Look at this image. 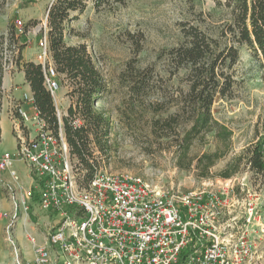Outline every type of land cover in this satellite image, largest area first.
Segmentation results:
<instances>
[{
    "label": "rangeland",
    "instance_id": "obj_1",
    "mask_svg": "<svg viewBox=\"0 0 264 264\" xmlns=\"http://www.w3.org/2000/svg\"><path fill=\"white\" fill-rule=\"evenodd\" d=\"M51 2L52 0H0V33L5 32L10 23L18 28L28 24L25 35L28 49L22 54L24 60L36 57L38 39L46 33L47 9ZM224 2L225 0H112L109 6L100 10H95L89 3L82 13L72 14L74 18L70 22L65 42L70 45L84 43L87 46V51L106 84L103 92L93 101V109L107 117L109 129L104 152L91 146L97 165L109 172H126L153 185L181 192L194 190L203 184L217 185L220 181L233 180L234 192L239 200L249 190L255 196V203L259 202L258 213L247 225L256 239L261 259L264 260V174L254 175L244 166V162L230 178L219 174L244 148L264 136V67L253 58L251 51L246 46L240 48L233 72L235 84L232 94L229 97H218L213 104V115L231 131V140L228 152L211 167L208 177L200 176L202 167L197 166V158L203 153L216 150L218 143L213 134L207 135L204 144L194 142L188 157L185 161H180L175 136L159 139L156 136L159 131L154 134L151 128L153 119L165 118L175 111L176 106L171 105L167 111L164 110L171 101L170 96H176L180 89H187L185 72L171 75L172 68L165 55L168 49L180 41L181 23L198 22L201 27L211 28L222 25L229 19ZM17 21L21 22L20 27ZM6 55L9 57V52ZM8 64L5 76L15 77V80L21 82L18 70L10 62ZM129 64L136 69L150 67L147 72L150 75L148 85L135 98L126 83L129 79L126 73ZM58 79L61 88L56 97L71 89L63 75L58 73ZM63 81H66L67 89H64ZM66 96L69 101L75 100L68 94ZM3 97L0 110V116L4 114L0 122V155L16 151V137L9 114L13 113L17 103L22 106V101L25 102L23 92L19 93V101L12 96ZM133 103L135 106L131 107ZM154 106L159 110L155 115ZM27 108L25 107L26 110ZM58 108L61 112L65 110L60 105ZM27 111L28 114L31 113L30 110ZM182 120L183 117L178 118L179 122ZM181 165L188 168H181ZM25 166L20 160L14 162L15 169L21 172L25 171ZM75 172L77 177H82L84 173L79 169ZM0 195H4L10 203V208L0 206V264H6L10 260L14 264L9 256L11 253L6 242L5 228L7 223H12L13 228V223L25 211H13L8 193L3 187H0ZM32 202L37 207V189ZM237 206L238 204L226 218L234 217L240 228L246 223V219L244 210ZM27 211L30 214L32 207L29 206ZM30 218L34 223L37 221L34 214H30ZM5 255L8 257L4 258Z\"/></svg>",
    "mask_w": 264,
    "mask_h": 264
},
{
    "label": "built area",
    "instance_id": "obj_2",
    "mask_svg": "<svg viewBox=\"0 0 264 264\" xmlns=\"http://www.w3.org/2000/svg\"><path fill=\"white\" fill-rule=\"evenodd\" d=\"M17 24L21 26L20 21ZM35 62L53 97L58 131L47 128L32 96L24 93L31 113L17 105L9 114L17 148L0 155V187L7 191L15 213L27 211L37 189L38 207L54 211L58 222L42 242L27 235L33 261L21 258L12 223H7L5 237L14 264H262L247 225L258 213L259 202L249 190L239 200L231 179L181 192L98 167L83 183V175L77 177L75 172L80 164L62 129V117L68 116L70 105L75 108L74 101L65 108L56 97L61 85L45 34L38 39ZM57 104L65 110L61 112ZM70 121L74 127L83 125L76 114ZM15 160L26 165L30 186L20 182ZM3 171L11 183L2 180ZM236 204L245 213L246 223L240 228L234 217L227 219Z\"/></svg>",
    "mask_w": 264,
    "mask_h": 264
},
{
    "label": "trees",
    "instance_id": "obj_3",
    "mask_svg": "<svg viewBox=\"0 0 264 264\" xmlns=\"http://www.w3.org/2000/svg\"><path fill=\"white\" fill-rule=\"evenodd\" d=\"M112 0H52L47 9L46 37L57 73L64 76L70 84L68 95L74 97V106L67 109L68 116L62 117V129L71 154L75 155L83 170L82 182L87 183L93 176L97 165L92 145L100 152L106 149L108 138V119L93 109V101L106 87L105 81L96 68L87 46L84 43L70 45L65 42L72 14L82 13L91 3L95 10L110 5ZM229 19L216 27H201L199 23H181V39L166 51L171 75L185 72L187 89L170 96L169 106L175 111L165 118L151 121L152 132L157 138L175 136L176 152L185 161L194 142L204 144L208 134H213L218 145L214 152L203 153L197 158L201 166V177H208L211 167L229 149L231 131L213 115L215 100L231 96L235 79L234 68L238 62L239 50L246 46L253 58L264 67V0H225ZM203 20L201 21V23ZM28 24L18 28L10 23L5 32L0 33V110L3 105V77L9 62L24 73L29 84L33 104L48 129L58 131V119L52 95L44 86L40 65L23 59L22 51L27 46ZM43 28L41 29V31ZM44 34V32H43ZM9 52V57H7ZM150 67L136 69L127 65L126 83L133 98L140 95L148 85ZM165 97V95H164ZM173 101V102H172ZM134 103L131 107H134ZM153 114L159 113L153 107ZM160 108V107H159ZM76 114L83 125L74 127L70 117ZM183 117L181 122L178 118ZM264 130V117L262 120ZM191 162V159L189 160ZM188 162V164H189ZM254 175L264 174V136L244 148L219 173L224 178L237 172L241 163ZM181 168H188L182 166Z\"/></svg>",
    "mask_w": 264,
    "mask_h": 264
},
{
    "label": "crops",
    "instance_id": "obj_4",
    "mask_svg": "<svg viewBox=\"0 0 264 264\" xmlns=\"http://www.w3.org/2000/svg\"><path fill=\"white\" fill-rule=\"evenodd\" d=\"M27 49H28L27 47L24 48V50L22 51L23 55L25 54V51ZM25 61H32V62L36 63L34 58H28ZM18 72H19L18 73L19 77L22 79L21 82L15 80V77H11V78L8 77L7 78L5 76V74L3 77V90H4L5 97L10 98V96H12L13 99H15L16 101L20 100V97H19L20 92H23V94L25 93V94L31 95L30 86L24 79V73L22 71H18ZM19 82H20V84H19ZM64 89H67V86H64ZM67 92L68 91H63V93L59 94V96H58V100L61 101L63 107H65V108L67 107L69 102H71L67 99V96H66ZM22 103H23L22 107H24V108L28 107L27 110H30V104L29 103L23 102V101H22ZM17 104L21 105L19 103H17ZM3 116H4V114H1L0 122H1ZM1 135H2V130L0 127V141H1ZM16 171L18 173L20 182L26 187L30 186L32 181L30 180L31 178H30V174H29L28 169L25 168V171L21 172L19 169L16 168ZM1 177H2L3 181L11 183L10 177H9L7 171H3ZM4 197H5L4 195H0V206H2V207L6 206V207L10 208V203ZM30 206L32 207V212H30V214H34L36 217L35 220H37V221L34 223L30 218L29 212L25 211L21 214L20 218H18V220H16L13 223V235H14L15 240L17 242V245L19 247L20 256L25 261H33V259H34L33 246L30 243V241L28 240L27 235L34 236L37 243L42 242L44 240V236H45L46 232L48 231V229H51L58 222V219H57L58 216L55 212L53 213L52 211H49V212L42 211L38 207V205H37V207L34 206L33 202L30 203ZM17 225H18V228H17ZM10 253L11 254L9 255V252H8V255L11 256L12 263H14V261H13L14 259H13L11 249H10ZM8 255H5L4 258H7ZM260 262L264 263V260L261 259ZM6 264H11V260L9 262H7Z\"/></svg>",
    "mask_w": 264,
    "mask_h": 264
}]
</instances>
